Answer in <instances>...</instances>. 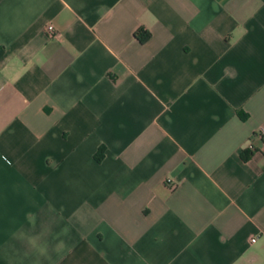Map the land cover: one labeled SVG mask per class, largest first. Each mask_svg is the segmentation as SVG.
<instances>
[{"label":"crops","instance_id":"obj_1","mask_svg":"<svg viewBox=\"0 0 264 264\" xmlns=\"http://www.w3.org/2000/svg\"><path fill=\"white\" fill-rule=\"evenodd\" d=\"M261 128L264 0H0V264H264Z\"/></svg>","mask_w":264,"mask_h":264},{"label":"trees","instance_id":"obj_2","mask_svg":"<svg viewBox=\"0 0 264 264\" xmlns=\"http://www.w3.org/2000/svg\"><path fill=\"white\" fill-rule=\"evenodd\" d=\"M133 36H134L137 40H139L140 42H142V41H145V40L147 39V37H148V33H147L146 31H144V30L137 29V30L134 31ZM102 150H103V148H102V147H99V148L97 149V152L94 154L93 157H94V159H95L96 161H99V160H100V158H101V156H102Z\"/></svg>","mask_w":264,"mask_h":264},{"label":"built area","instance_id":"obj_3","mask_svg":"<svg viewBox=\"0 0 264 264\" xmlns=\"http://www.w3.org/2000/svg\"><path fill=\"white\" fill-rule=\"evenodd\" d=\"M45 33H46L47 37H49V38L55 37L57 35V32H56V30L52 24H47L45 26ZM259 135L264 136V129L263 128H261L259 130ZM165 182L168 186L172 185L171 179H166ZM253 240H254L253 238L250 239V241H253Z\"/></svg>","mask_w":264,"mask_h":264}]
</instances>
